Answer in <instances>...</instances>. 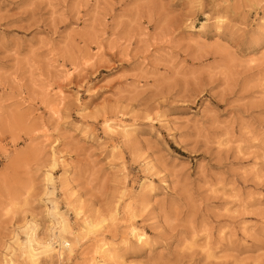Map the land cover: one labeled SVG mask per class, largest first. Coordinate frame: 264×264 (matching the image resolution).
<instances>
[{"label": "rangeland", "instance_id": "374dc122", "mask_svg": "<svg viewBox=\"0 0 264 264\" xmlns=\"http://www.w3.org/2000/svg\"><path fill=\"white\" fill-rule=\"evenodd\" d=\"M31 232L38 264H264V0H0V264Z\"/></svg>", "mask_w": 264, "mask_h": 264}, {"label": "bare ground", "instance_id": "6f19581e", "mask_svg": "<svg viewBox=\"0 0 264 264\" xmlns=\"http://www.w3.org/2000/svg\"><path fill=\"white\" fill-rule=\"evenodd\" d=\"M222 22V21H221ZM219 23V22H218ZM219 25V24H218ZM217 41V40H216ZM216 44V43H215ZM218 44V43H217ZM59 95L62 96L63 95V92L61 90H59ZM55 113V111H54ZM118 123V122H117ZM113 131V132H118V131H121L122 134H126L128 133L129 129L126 125H124L123 123L121 124H115V125H110V124H105L104 125V128L106 127ZM130 127V126H129ZM106 130V129H105ZM112 132V133H113ZM127 135V134H126ZM125 136V135H124ZM52 150V149H51ZM53 157L55 156L54 155V152H53ZM55 158V157H54ZM53 158V159H54ZM54 161V160H53ZM63 163V162H62ZM54 165H55V161H54ZM63 165V164H62ZM64 166V165H63ZM145 180V179H144ZM47 183L48 184H52V174L51 173H48L47 174V179H46ZM143 182V181H142ZM141 182V183H142ZM146 183V182H145ZM144 183V184H145ZM142 185V184H141ZM54 210H55V216H57V220L55 221V224L57 225V229L54 231V233L51 235V238L49 239L50 241L47 243V244H44L43 245V248L48 251H55L58 256L60 257L61 256V252L59 249H55L54 248V244H57L58 246H61L63 243H66V241L63 239V236L65 234H68V226L67 224L65 223L64 219L62 216L59 215V213L57 212V207L54 206ZM81 214V210H77V208L75 209V215L78 217L80 216ZM105 220L104 219H101L99 221L98 224H94L93 223V220L92 219H89L88 217L84 218L83 220V225H84V228H87V232H94L95 230H97L101 224L104 222ZM130 229H129V233L131 234L132 238L135 239L136 241V244H140L143 242V238L141 237L142 235H140L139 233H136V228H134L133 226H129ZM33 235H32V232L30 233L29 235V239L26 241V245H25V248H24V254H25V257L27 258V260L29 261L30 264H38V257H39V254H40V250L39 248L35 247L34 246V243H33ZM66 247H68V243H66L65 245ZM96 251H95V254L97 253L98 255H102L101 257L104 258L106 261L109 262V260H118L119 258H117V256H115L114 252H115V248H109V246H106L104 243H101V244H98V246L96 247ZM70 249V248H69ZM70 253V252H68ZM96 254V256H98ZM121 258V257H120ZM92 260V259H91ZM90 260V261H91ZM96 261L95 264H99L101 262H99V260L96 259V257L94 258L93 262ZM105 261V262H106ZM92 262V263H93ZM104 262V261H103ZM105 263V264H111L110 262L109 263ZM94 264V263H93ZM113 264H120V263H117V261L113 262Z\"/></svg>", "mask_w": 264, "mask_h": 264}]
</instances>
